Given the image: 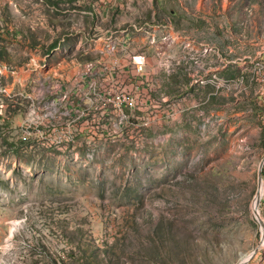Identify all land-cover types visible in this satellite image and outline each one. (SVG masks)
Wrapping results in <instances>:
<instances>
[{"label":"rangeland","instance_id":"rangeland-1","mask_svg":"<svg viewBox=\"0 0 264 264\" xmlns=\"http://www.w3.org/2000/svg\"><path fill=\"white\" fill-rule=\"evenodd\" d=\"M263 160L264 0H0V264H264Z\"/></svg>","mask_w":264,"mask_h":264},{"label":"water","instance_id":"water-1","mask_svg":"<svg viewBox=\"0 0 264 264\" xmlns=\"http://www.w3.org/2000/svg\"><path fill=\"white\" fill-rule=\"evenodd\" d=\"M263 166H264V160L262 161L261 165H260V169H259V184H260V188L263 184V179H262V169H263ZM261 189L258 191V195H257V198H256V202H255V207H254V210H255V214L256 216L258 217L259 216V211H258V206L260 204V201H261V195H260V192ZM260 220V222L262 224H264V222L262 221V219L258 218ZM260 247H258L257 249H255V251L253 252V254H255L258 250H259ZM251 257H249L247 260L245 261H242L241 263L239 264H244V262H248L249 259H251Z\"/></svg>","mask_w":264,"mask_h":264},{"label":"built area","instance_id":"built-area-1","mask_svg":"<svg viewBox=\"0 0 264 264\" xmlns=\"http://www.w3.org/2000/svg\"><path fill=\"white\" fill-rule=\"evenodd\" d=\"M141 68V66H139ZM92 71L87 70V74L91 73ZM113 101L118 105V107H134V101L128 99L124 94H118L113 98Z\"/></svg>","mask_w":264,"mask_h":264},{"label":"bare ground","instance_id":"bare-ground-1","mask_svg":"<svg viewBox=\"0 0 264 264\" xmlns=\"http://www.w3.org/2000/svg\"><path fill=\"white\" fill-rule=\"evenodd\" d=\"M262 188V190L260 191V192H262V193H260V195H261V198H262V195L264 194V184H262V186H261ZM256 202V201H255ZM254 207H255V204H254ZM258 211H259V216H258V218H260V219H263L262 218V214H261V212H260V204H259V206H258ZM247 256H243L242 257V260H247Z\"/></svg>","mask_w":264,"mask_h":264},{"label":"crops","instance_id":"crops-1","mask_svg":"<svg viewBox=\"0 0 264 264\" xmlns=\"http://www.w3.org/2000/svg\"><path fill=\"white\" fill-rule=\"evenodd\" d=\"M128 46H129V45H128ZM126 48H127V45H123V48H122V49L125 50ZM119 49H120V48H119ZM119 49H118V50H119ZM118 61H119V63H120V62L123 63L124 59L121 58V59H118Z\"/></svg>","mask_w":264,"mask_h":264},{"label":"trees","instance_id":"trees-1","mask_svg":"<svg viewBox=\"0 0 264 264\" xmlns=\"http://www.w3.org/2000/svg\"><path fill=\"white\" fill-rule=\"evenodd\" d=\"M106 252L108 253V256H109V254H111V251H109V250H106ZM93 256V255H92Z\"/></svg>","mask_w":264,"mask_h":264}]
</instances>
